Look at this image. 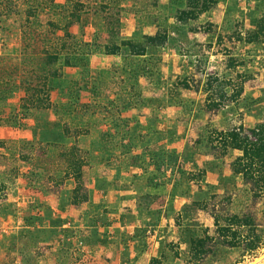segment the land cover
<instances>
[{"label":"rangeland","instance_id":"374dc122","mask_svg":"<svg viewBox=\"0 0 264 264\" xmlns=\"http://www.w3.org/2000/svg\"><path fill=\"white\" fill-rule=\"evenodd\" d=\"M42 1L0 0V264H264V190L218 140L264 123V0H213L182 22L187 0ZM72 1L84 8L71 42L85 45L65 66L69 41L49 22L62 28ZM126 21L166 40L137 59L98 57ZM48 69L61 78L45 82ZM233 214L251 218L256 250L223 245Z\"/></svg>","mask_w":264,"mask_h":264},{"label":"trees","instance_id":"16d2710c","mask_svg":"<svg viewBox=\"0 0 264 264\" xmlns=\"http://www.w3.org/2000/svg\"><path fill=\"white\" fill-rule=\"evenodd\" d=\"M44 2V0L42 1ZM29 5L33 6V10H37V8H44L45 4L40 3L39 5L31 4ZM187 8H181L178 12V21H186L187 19H193L196 17L199 13L206 12L210 9V7L213 5V0H187ZM212 4V5H211ZM84 8L83 4L75 3V1L69 2L67 11L69 10V16L70 20L64 24V26L61 28L58 24L55 22H49L50 27H53L56 30H61L63 32V39L61 40H68L69 43L66 46L65 43L62 44L64 57L62 58L63 64L65 66H70L72 62V57L70 56L69 50L73 49V47L79 48L84 46L85 44L79 43L76 45H73L71 42V38L73 36L69 33V28L74 23H80L81 22V16L80 12L81 9ZM72 9V10H71ZM29 15H34V13L29 12ZM121 23L119 25L115 26H108L106 29L107 36L109 35L115 37V41L110 42L108 44H105L104 51L102 52L104 55H114L118 57H123L125 59H137L138 57L145 56L148 49H153V47H158L160 44H162L166 40V36H161L156 32L153 36H142L139 39L137 38L138 34L137 32L131 37V38H125L118 37V34H116V31L120 34V28ZM260 32H264V24L260 27ZM120 36V35H119ZM256 36V35H255ZM138 39V40H137ZM251 41L250 39H248ZM126 48V50H122ZM61 56L59 53L49 54L46 58L45 65L52 66L55 63H59ZM49 71V74L51 78L49 79L47 75L43 76V80L47 82L48 80H55L57 78H61V73L57 74L55 71ZM103 78H106L107 76H110L113 73L105 72L104 70H100ZM128 74V73H127ZM129 75V74H128ZM96 80V79H94ZM98 83H100L98 81ZM35 99V97H34ZM48 100V97L45 96L42 99L41 92H38V97L35 99L36 107L38 108H48L50 107V104H46ZM220 138L218 139L219 142L222 144V147L227 149L228 147H232L235 150H238L241 152V155L238 156L235 163L233 164V168L235 169V173L240 175L244 181L245 184H249L250 182L253 184L254 187H256L259 190H262L260 194L263 193L264 190V123L256 124L253 128L243 130V128L240 126L238 128H234L229 131L219 132ZM109 137V136H107ZM105 143V142H104ZM70 160V161H69ZM67 161V168L69 170L74 169L75 172H73V176L75 180H78L79 185L76 187V189L73 192V198L76 202L77 200H86V194L83 193L85 191V188L80 183V179L82 177V173L80 172L79 168L84 160H82L80 157H77L76 159H70ZM85 195V198L84 196ZM227 222L228 227L230 228H220V232L226 231L231 232L229 236V240H223V245H226L229 248H235L238 247L240 244V241L243 242V250L245 252L254 251L259 246V238H252L250 236V233L252 232V226L251 218L247 215L245 216H239L238 214L230 215ZM233 228H248V235H240L238 231L233 230ZM231 229V231H229ZM251 237L252 239H250ZM199 245H202L204 241L199 240ZM196 252L194 253V258L198 259L201 255H205L208 250L205 249H195ZM194 250V251H195Z\"/></svg>","mask_w":264,"mask_h":264},{"label":"crops","instance_id":"0c3cea01","mask_svg":"<svg viewBox=\"0 0 264 264\" xmlns=\"http://www.w3.org/2000/svg\"><path fill=\"white\" fill-rule=\"evenodd\" d=\"M127 23H128V25H123V27L124 26H127L128 27V31H126V32H123L124 33V35L127 37V38H129V37H132V33L135 31H133V26H131V23H129L128 21H126ZM98 57H100L101 59L102 58H115V57H118V56H114V55H104L103 53L101 54V55H99ZM99 59L97 58L96 59V61H98ZM92 62L94 63V59H92ZM95 65H98L97 64V62H95ZM119 63L118 64H116V70H118L119 68ZM103 66V65H102ZM104 69H108V71L107 72H109V73H112V70L110 69V68H107V67H101L100 69H98V70H104ZM129 74V73H128ZM129 75H132V74H129Z\"/></svg>","mask_w":264,"mask_h":264}]
</instances>
